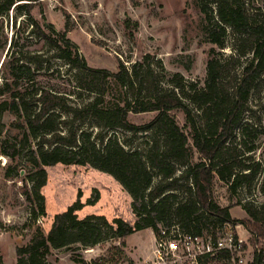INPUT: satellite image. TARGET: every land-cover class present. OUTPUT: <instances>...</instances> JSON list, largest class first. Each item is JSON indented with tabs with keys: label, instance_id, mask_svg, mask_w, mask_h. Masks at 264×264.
Returning a JSON list of instances; mask_svg holds the SVG:
<instances>
[{
	"label": "trees",
	"instance_id": "1",
	"mask_svg": "<svg viewBox=\"0 0 264 264\" xmlns=\"http://www.w3.org/2000/svg\"><path fill=\"white\" fill-rule=\"evenodd\" d=\"M38 0H0V35L3 17L10 11L25 16L20 22L31 50L21 51L14 31L8 44L0 96V112L15 116L21 147L3 140L0 152L14 160L23 153L31 170L22 179L29 190L26 200L34 204L31 220L45 215L40 189L46 185L45 167L90 166L112 176L131 197L133 225L121 218L108 222L101 215L83 218L77 212L94 206L99 192L82 203L81 194L65 211L54 215L47 234L37 230L30 241L16 247V264H49L52 250L70 249L75 264H109L103 259L86 262L81 251L107 240H124L145 229L155 236L159 229L177 226L193 235L221 233L226 224L242 225L250 243L264 241V203L244 204L248 219L231 217L229 207L213 200V182L227 186L230 195L249 187L260 172L252 154L256 140L264 135V119L246 120L257 95L264 100V14L254 13L247 0H197L203 15L202 39L210 45L202 86L187 82L179 73L168 74L152 54L125 65L118 59L116 72L88 66L77 46L63 31L51 24L41 25L31 12ZM128 27L129 21L124 22ZM136 25V24H135ZM7 26L9 23L7 22ZM6 26V27H7ZM8 38L4 35L1 48ZM228 48L229 54L223 50ZM55 61L66 66L68 89L59 91L37 79L60 75ZM67 72L70 75H67ZM85 95V97H84ZM264 113V104H261ZM181 111L185 125L180 127L170 113ZM156 113L148 123L136 125L130 114ZM120 130L136 136L150 135L146 149L126 148L131 139L120 140ZM195 153L198 161L193 162ZM9 165L6 178L18 175ZM122 255V253H119ZM0 264L2 257L0 255Z\"/></svg>",
	"mask_w": 264,
	"mask_h": 264
},
{
	"label": "rangeland",
	"instance_id": "2",
	"mask_svg": "<svg viewBox=\"0 0 264 264\" xmlns=\"http://www.w3.org/2000/svg\"><path fill=\"white\" fill-rule=\"evenodd\" d=\"M40 5L35 7L31 15L42 26L51 24L56 31H63L67 23L69 32L67 38L78 48L88 66L116 72L118 59L125 65L140 60L145 54H152L159 59L168 74L179 73L187 82H196L199 86L204 83L206 61L210 45L203 42V15L200 13L197 0H38ZM254 13L264 14V0H247ZM16 17V28L20 25L17 37L21 51L33 49V43L26 39V30L20 24L25 16L10 11L3 17L4 35L7 36V46L1 48L4 35H0V87L3 84L5 70L1 68L12 38V18ZM128 20V27L124 22ZM7 22L9 26H7ZM136 24V25H135ZM7 26V27H6ZM230 53L228 48L223 50ZM53 69H58L60 75L41 76L37 79L47 87L59 91L68 89L65 79L66 66L61 61H55ZM67 75H70L67 72ZM85 97V95H84ZM8 97L0 96V102ZM264 100H258L257 95L250 105L246 120L257 121L264 119L261 108ZM180 127L185 120L181 111L170 113ZM156 113L130 114L129 122L142 125L150 122ZM15 116L9 112H0V149L3 140L9 144L21 147V133L13 128ZM114 133L120 140L131 139L126 148L146 149L145 144L150 135L139 133L136 136L116 130ZM257 149L252 154L255 162L260 164V172L255 181L247 188H241L237 194L230 195L227 186L214 180L213 200L220 207L233 206L230 215L237 220L248 219L242 209L244 204L259 206L264 203V135L256 140ZM11 160L0 152V255L2 264H16L15 249L26 245L39 229L47 234L51 228L54 215L65 211L81 194L82 203L96 189L99 201L94 206H84L77 212L79 218L87 215H101L111 222L121 218L130 225L135 222L131 212V197L121 185L109 174L100 172L90 166L57 164L45 167L47 172L46 185L40 189L44 197L45 215L31 220L33 203L26 200L25 178L30 166L23 158ZM198 161L195 153L193 162ZM11 165L19 170L18 175L6 178L5 169ZM233 231L245 239H250L242 225L233 227ZM154 233L150 230L138 231L128 236L125 246L116 250L118 242L107 240L93 248L75 251L86 262L103 259L109 264H144L151 260L154 243ZM247 240V241H248ZM119 253H122L120 255ZM73 251L70 249L52 250L47 257L49 264H75L72 261ZM148 259V260H147Z\"/></svg>",
	"mask_w": 264,
	"mask_h": 264
},
{
	"label": "built area",
	"instance_id": "3",
	"mask_svg": "<svg viewBox=\"0 0 264 264\" xmlns=\"http://www.w3.org/2000/svg\"><path fill=\"white\" fill-rule=\"evenodd\" d=\"M233 229L226 224L215 238L184 233L177 226L159 229L151 260L144 264H264V241L253 245L251 236L245 239Z\"/></svg>",
	"mask_w": 264,
	"mask_h": 264
},
{
	"label": "crops",
	"instance_id": "4",
	"mask_svg": "<svg viewBox=\"0 0 264 264\" xmlns=\"http://www.w3.org/2000/svg\"><path fill=\"white\" fill-rule=\"evenodd\" d=\"M146 230L148 231V230H150V229H145V230H142V231H146ZM150 231H151V230H150ZM151 232H152V231H151ZM153 240H154V239H153Z\"/></svg>",
	"mask_w": 264,
	"mask_h": 264
}]
</instances>
